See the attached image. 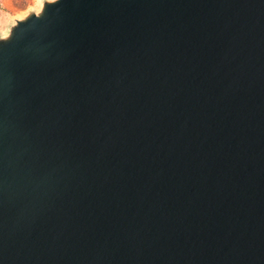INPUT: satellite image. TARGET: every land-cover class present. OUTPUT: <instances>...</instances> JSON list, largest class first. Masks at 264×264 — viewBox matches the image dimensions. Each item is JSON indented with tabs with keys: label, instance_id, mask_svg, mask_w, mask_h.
Listing matches in <instances>:
<instances>
[{
	"label": "water",
	"instance_id": "1",
	"mask_svg": "<svg viewBox=\"0 0 264 264\" xmlns=\"http://www.w3.org/2000/svg\"><path fill=\"white\" fill-rule=\"evenodd\" d=\"M0 264H264V0H43L15 19Z\"/></svg>",
	"mask_w": 264,
	"mask_h": 264
},
{
	"label": "rangeland",
	"instance_id": "2",
	"mask_svg": "<svg viewBox=\"0 0 264 264\" xmlns=\"http://www.w3.org/2000/svg\"><path fill=\"white\" fill-rule=\"evenodd\" d=\"M43 0H0V34L29 9H39Z\"/></svg>",
	"mask_w": 264,
	"mask_h": 264
}]
</instances>
